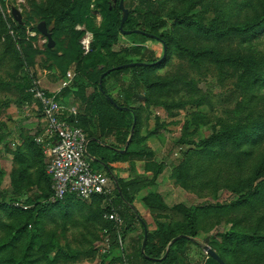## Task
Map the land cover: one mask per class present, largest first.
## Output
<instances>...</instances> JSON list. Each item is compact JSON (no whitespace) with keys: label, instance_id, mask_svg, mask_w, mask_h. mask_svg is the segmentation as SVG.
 <instances>
[{"label":"rangeland","instance_id":"rangeland-1","mask_svg":"<svg viewBox=\"0 0 264 264\" xmlns=\"http://www.w3.org/2000/svg\"><path fill=\"white\" fill-rule=\"evenodd\" d=\"M97 1L92 2L90 18L100 27L102 15L96 5ZM151 1L161 11L156 16L167 24L166 28L159 29V33H168L173 40L171 53L166 55V62L162 63V68L153 76L170 91L163 95L157 93L153 101L140 104L132 103L134 97L130 99L128 105L142 111L143 125L135 123L134 128L137 125L143 137L156 132L151 138L154 150L150 149L149 152L156 157L155 164L163 166L159 179L160 187L164 188L166 195L180 196L177 203L183 200L188 207L204 208L202 230L198 239L205 242L210 238L211 245L223 253L230 264H264V245H260L258 253L250 255H244V251H237L235 254L221 247V236L232 231L264 237V179L250 185L257 169L264 162V77L257 85H249L247 88L242 83L241 87L238 86L241 85L238 72L229 63L225 66L226 74L220 76L213 58H206L202 62L200 59L192 60L188 50L185 57L178 50L189 49L198 54L215 48L222 52L230 51L232 56L241 53L244 56L258 57L264 64V34L235 35L219 45L200 38L197 28H178L176 21L172 19L175 14L192 17L194 21H201V16H205L209 21H216L221 25L226 23L225 27H243L248 25V19L263 14L264 0ZM138 2L139 0L135 1L134 6ZM56 5L57 0H0V15L8 23V33L0 27V194L6 197L5 208L0 210V247L11 240L16 242L14 247L0 252V264H21L34 236L36 244L33 253L39 256L33 255L28 260L30 264H50L55 258V264H137L136 251L141 247L138 240L143 237L139 225L132 228L124 238L119 233L121 224L117 223L115 213L105 211L103 219L107 222L113 221L118 226L117 232L105 228L100 222H88L81 215L87 214L88 210H82L80 206L84 207L92 202L79 199H74L79 210H69L63 205L55 210H45L33 215L31 211L38 204L46 203L45 197L52 193V181L50 189L32 185L28 189L20 190L13 184L9 174L11 158L4 148L5 139L9 143L23 133L27 144L36 145V134H39L37 131L41 125L40 107L29 103L21 92L22 87L30 81L23 79L20 67V61L26 60V53L29 52L24 49L31 45L39 52L34 58L35 65L29 70L31 77L41 78L54 89H60L61 104L67 108L72 105L71 108L79 115L89 116L88 113L92 111L86 109L85 101L91 94L98 95L99 92V85H96L86 89L83 96L75 93V96H70L73 103H68L67 97L61 93L72 85L74 78L82 71L83 63L72 62L67 65L69 60L66 59L65 52H61L65 63L58 64L48 56L47 49L56 48L59 38V35H55V19L51 18L48 23L52 17L51 9ZM14 14H18L19 18ZM10 19L14 24L10 25ZM88 24L79 25L75 30L80 36L82 57L93 60L98 69L103 70L118 60L136 59L132 55L134 44L131 37L118 36L117 42H113L111 48L104 49L100 42L96 43ZM18 26L24 27L25 33L14 31ZM9 35L16 42V49L11 51H7ZM70 36L71 33L62 36L61 40L68 41ZM135 40L153 50L159 60L165 56V48L160 42L142 37ZM20 42L23 44H19ZM262 73L264 74V69ZM139 75L142 74H135ZM132 77L133 75L123 76L121 80L129 84ZM178 79H182V83H176L175 80ZM118 81L110 80L106 87L116 86L111 97L124 104L126 94ZM240 122L257 123L251 125L255 127L261 125L262 135L251 138L249 135V140H243L239 147L233 143L216 145L212 149L213 154L201 151L199 144L203 140L221 132L225 126ZM86 134L89 139L90 133L87 129ZM97 136L105 137L100 134ZM15 145L14 149H18L17 144ZM186 163L189 179L180 176V170ZM94 169L98 172L105 171L104 167L98 165ZM35 172L36 169L31 171L33 174ZM185 182L188 189L183 187ZM178 191L181 192L180 195L175 194ZM247 192L253 195L250 201L236 205L239 198ZM115 194L111 197L112 200L116 197ZM109 201L104 199L101 202L103 210L110 207ZM70 211L72 217L68 219ZM27 222L30 225L22 234L19 233ZM201 256L204 258L205 255ZM201 259L199 257L200 261ZM200 261L194 259L193 264H202ZM180 264H186L183 256Z\"/></svg>","mask_w":264,"mask_h":264},{"label":"trees","instance_id":"trees-1","mask_svg":"<svg viewBox=\"0 0 264 264\" xmlns=\"http://www.w3.org/2000/svg\"><path fill=\"white\" fill-rule=\"evenodd\" d=\"M137 0H125L124 6L129 10L130 15L124 26L126 31L132 32L130 36L133 41L132 55L136 59H123L118 60L111 65H108L105 69H98L97 64L88 58L82 57L81 47L79 45L80 36L76 32L75 28L84 23H89L87 26L94 34L96 43L100 42L101 47L104 49L111 48L112 43H116L118 36L122 35L120 26L123 19V13L120 8L121 0H98L96 5L101 10L102 24L97 27L96 23L90 18V7L93 5V0H57V5L50 11L52 17H48V23L52 19L56 21V48L47 49L50 60L60 64L64 62V56L61 54L65 52L67 65L72 62L83 63L82 71L74 78L72 85L62 90V94L67 97V100L71 95H84V91L93 86L99 85L98 95L91 94L85 101L87 108L91 110V113L87 115H79V126L89 134V142L87 145V156L90 158L92 166L104 167L106 174L112 179L116 187L115 198L109 199V205L106 210H103L101 202L104 197H94L90 201L91 204H86L84 207L80 206L83 210H88L87 214H81L88 220V222H100L105 228L109 230L118 231L116 224L107 222L103 219L105 211L115 213L122 221L119 233L125 236L131 231L132 228L139 225L143 231V237L138 242L141 243L139 251H136V257L138 258L137 264H180L181 257L188 254L191 245L199 247L210 246L220 258L226 263L230 264L223 253L217 251L215 247L211 245V239L207 238L205 242L198 241L199 232L202 230V214L204 208L188 207L183 204H179L173 208H169L165 205L163 198L157 193H149L145 196L142 202L145 206L154 214L156 220V229L154 231L149 230V226L146 221L140 216L136 208L134 207L135 193L139 188L148 187L155 183L158 176L163 170L162 165L155 163L148 164L146 170L154 173V178L151 182L139 180H124L117 178L113 173V168L110 166L112 163H126V162H151V156L146 152V148L143 144L148 137L141 136L139 127L134 124H142L141 114L142 111L136 110L134 107L128 105L130 99L134 97V104H140V102L153 101L157 93L161 95L169 92L164 84H160L159 80H156L153 76L158 69L162 68V63L166 62V59L162 63H158L160 60L157 58L156 53L147 48L145 44L135 40L138 37L150 39L156 42H160L167 48V54L172 50V38L165 32L159 33V29L166 28L167 24L164 20H160L156 15H160L161 11L157 7L156 3L151 0H139L138 4H135ZM186 15L175 14L173 18L176 21V26L179 28L194 29L197 28V35L205 41L217 42L221 45L223 40L233 37L235 35H260L264 34V12L261 15H257L252 19H248L246 26H230L225 27L226 23L218 24L216 21H209L205 16H201V21H194L192 17H185ZM152 17H157L152 19ZM0 15V27L8 33V23ZM10 25L14 24L11 22ZM208 22V24H206ZM150 29V30H148ZM20 31L25 33L26 29L22 26L14 28V31ZM136 31L146 33L148 36L137 34ZM71 33L68 41H62L61 37ZM61 41V42H60ZM8 48L16 49L15 41L12 36L8 37ZM19 44H23L20 42ZM26 60L20 61V67L22 69L23 79H28L29 84L23 86L21 92L24 94V98L30 103L35 102L32 95L28 93V90L34 85L35 78L31 77L30 67L34 66V58L39 53L34 50L30 45L27 49ZM183 57L186 55V51L191 55V59H200L201 62L206 58H213L217 69L220 71V76H224L225 66L229 63L237 75L240 77V82L247 85H257L263 79L262 70L264 69L263 60L254 56H244L238 53L236 56L230 55V51H218L215 48L207 49L196 54L189 49L179 48ZM228 53V55H225ZM65 63V62H64ZM126 67V68H123ZM122 68V69H121ZM64 71H66L64 69ZM140 72L142 75L135 76ZM148 73V74H147ZM133 75L132 81L128 84L121 79L123 76ZM22 79V80H23ZM112 80H119L122 85L124 94H126V100L124 104L116 101L111 97V93H114L115 87L107 88V83ZM102 82V86H101ZM176 83H182V79L175 80ZM174 82V83H175ZM149 88V89H147ZM155 95V96H154ZM61 97V96H60ZM99 98V99H98ZM112 98V99H111ZM66 100V101H67ZM137 102V103H136ZM38 103V102H37ZM39 104V103H38ZM40 105V104H39ZM94 121V123H93ZM91 123V124H89ZM251 122L235 123L225 126L221 132L211 136L209 139L203 140L199 146L202 147V152L213 154V147L216 145L225 146L227 143H233L239 147L243 140H249L254 135H262L263 129L261 125L258 127L251 126L253 124H247ZM84 124V126H83ZM143 125V124H142ZM92 128V130H91ZM258 128V129H257ZM91 130V131H90ZM96 132V133H95ZM156 133V132H154ZM154 133L149 136L155 135ZM105 135L107 138H113L112 143L104 141L103 137L97 135ZM33 145L36 151L42 152V147L29 144V147ZM144 148V149H143ZM22 150V149H21ZM18 151L16 159L19 161L22 157L23 151ZM45 166H43L44 168ZM40 169L35 174L27 173L25 166L23 165V159H21L19 168L11 176L13 184L18 189H28L29 186L37 185L41 186V189L47 187L50 189L52 181L51 177L47 174L45 168ZM187 163L181 168V177H189L187 172ZM189 179V178H188ZM264 179V162L257 169L253 180L250 185L253 186L257 180ZM264 184V180L262 182ZM185 189H188L187 182H185ZM132 191V193H131ZM256 193L257 192H253ZM53 194L50 192L45 198L46 203L38 204L31 212L33 215L39 214L41 211L55 210L61 206L69 210H75L78 204L74 203L75 197H68L63 202L50 203L49 199ZM253 197L251 192H247L246 195L239 198L236 205L240 203H248L250 198ZM6 197L0 194V210L5 208ZM37 205V204H36ZM235 206V204H234ZM74 215V212H73ZM72 217V211L69 213L68 219ZM30 224L25 223L24 227L19 230V233H23L27 226ZM116 227V228H115ZM145 228L148 229L147 243L143 250V244L145 241ZM222 246L225 251L235 253L237 251L242 252L244 255L251 253H258L260 245H264V237H258L256 235L249 236L243 232H230L221 236ZM36 237L27 247L25 256L23 257L21 264H30L28 261L34 254ZM136 241V240H134ZM257 242V243H256ZM15 240L9 241L5 246L0 247V252L5 249L14 247ZM247 250V252H245ZM138 254V255H137ZM40 258V257H39ZM38 258V259H39ZM46 258V257H45ZM57 259L51 260L50 264H55ZM206 264H219L216 260L208 256Z\"/></svg>","mask_w":264,"mask_h":264},{"label":"built area","instance_id":"built-area-1","mask_svg":"<svg viewBox=\"0 0 264 264\" xmlns=\"http://www.w3.org/2000/svg\"><path fill=\"white\" fill-rule=\"evenodd\" d=\"M28 93L40 104L45 120L43 133L35 142L45 149L50 160L47 173L52 179L53 194L49 202H63L68 197L82 201L94 197L111 199L116 187L106 173L93 168L87 156L88 137L79 126L78 113L61 104L59 92L51 94L34 83ZM115 218L122 224L117 214Z\"/></svg>","mask_w":264,"mask_h":264},{"label":"crops","instance_id":"crops-1","mask_svg":"<svg viewBox=\"0 0 264 264\" xmlns=\"http://www.w3.org/2000/svg\"><path fill=\"white\" fill-rule=\"evenodd\" d=\"M34 83L37 84L40 88L48 91L51 94L58 93L60 90V89H54L53 86L48 85L41 78L37 79V77H36ZM55 91H57V92H55ZM60 96L62 97L61 94H60ZM67 101H69L68 103H73V100L71 98H69ZM33 103L36 104L37 106H39V104L37 102H33ZM70 106L73 107L72 105H70ZM71 107H69V109H73ZM39 112L41 114V120H40L41 125L38 127L37 133H39V134H36L37 136L40 135L41 133H43V130L45 127V120H44L42 110H39ZM148 136L149 135H147L145 137L147 138ZM152 137L153 136H150L148 139H146L144 144H143V147L146 148L145 149L146 152L149 154V156H151V162H126V163L118 162V163H112L110 166L113 168V173L117 178L124 179V180H139V182H142V183H143V181L151 182L153 180V178L155 176L154 173L148 172L146 170V166L148 164L157 163V161H155L156 157H153L151 151L149 152L150 149L154 150L153 139H151ZM103 139L105 142H107L109 144L113 142V138L107 139V137H103ZM13 140L14 141L11 140L8 143L7 139H5L6 144L4 147L6 152H8L7 155H9V157L11 158V161H10L11 166H10V173H9L10 177L12 176V174L14 172H16L18 170L21 159H23V165L25 166L27 173H31V171L33 169H36V172L37 171L39 172V170L42 169L43 166H45L44 168L47 172V166H48L50 160L47 156V152L45 151V149H42V152H38V151H36V148L33 145H31V147H29V144H27L26 137L23 133L18 134L15 138H13ZM15 144H17L18 149H17V147H16V149H14L13 146H16ZM20 150L23 151L22 153H24V154H22V156H21L22 158L18 161L16 159V154ZM135 167H136V170H134ZM101 172L104 173L105 171H101ZM161 175L162 174H160L158 176L157 180L155 181V183L153 185L148 186V187H143L144 185H142V188H139L137 191L133 192V193H135V195H134V197H135L134 207L136 208V210L138 211L140 216L146 221V223L149 226L150 231H154L156 229V220L154 219V214L142 202L143 198L145 196H147L149 193L159 194L163 198L165 205L167 207H169L170 209L179 205V204L185 205V203H184L185 201H183V200H181V201H179V203H177L176 200L178 198H181L180 196L169 197L166 195V191L164 190V188L160 187L161 182H160L159 178L161 177ZM180 190H181V188H180ZM181 191L183 193H185L183 190H181ZM131 193H132V191H131ZM175 194L180 195L181 192L178 191V193H175ZM146 230H147V234H148L147 228H145V234H146ZM198 241L202 242V240H199V239H198ZM208 247H210V246H208ZM201 254L205 255L204 258H203V256H201ZM199 257L202 258L201 261L199 260ZM184 259H185L186 264H193L194 259H196L197 261H200L202 264H206L208 261V255H207L204 247L202 248V247H199L196 245H191L190 250L188 251V254L184 257Z\"/></svg>","mask_w":264,"mask_h":264},{"label":"water","instance_id":"water-1","mask_svg":"<svg viewBox=\"0 0 264 264\" xmlns=\"http://www.w3.org/2000/svg\"><path fill=\"white\" fill-rule=\"evenodd\" d=\"M114 2L116 3L117 0H114ZM124 2L125 0H121V3H120V8L122 10V13H123V19H122V23H121V26H120V30L122 32V35L124 36H130L132 34V32H129V31H126L124 29V26L129 18V15H130V12L129 10H127L124 6ZM16 18H19L18 14H14ZM137 34H142L144 36H148L146 33H143V32H140V31H136ZM51 40V39H50ZM52 43V42H50ZM164 48H165V56L162 58V60H160L158 63H162L165 59H166V55H167V48L166 46L164 45ZM123 68H126V67H123ZM122 69V68H121ZM101 86H102V82H101ZM147 230H146V234H145V241H144V244H143V250L145 249L146 247V243H147ZM206 253L208 256H210L211 258H213L214 260H216L219 264H226L221 258L220 256L215 252L213 251L210 247L208 246H205L204 247Z\"/></svg>","mask_w":264,"mask_h":264}]
</instances>
